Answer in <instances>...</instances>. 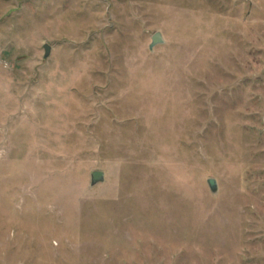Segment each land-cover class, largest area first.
I'll return each instance as SVG.
<instances>
[{
	"label": "rangeland",
	"instance_id": "rangeland-1",
	"mask_svg": "<svg viewBox=\"0 0 264 264\" xmlns=\"http://www.w3.org/2000/svg\"><path fill=\"white\" fill-rule=\"evenodd\" d=\"M0 264H264V0H0Z\"/></svg>",
	"mask_w": 264,
	"mask_h": 264
},
{
	"label": "water",
	"instance_id": "water-1",
	"mask_svg": "<svg viewBox=\"0 0 264 264\" xmlns=\"http://www.w3.org/2000/svg\"><path fill=\"white\" fill-rule=\"evenodd\" d=\"M165 42V39L163 37V34L160 31L155 32L152 35L151 38V43H150V49H153V47H155L158 44H162ZM51 48L50 45L46 44L45 45V58L48 57V55L50 54ZM90 177H91V186L97 184V183H102L105 181V172L103 170H92L90 172ZM207 183L209 185L210 190L212 191V193H216L217 192V181L215 178H209L207 180Z\"/></svg>",
	"mask_w": 264,
	"mask_h": 264
}]
</instances>
